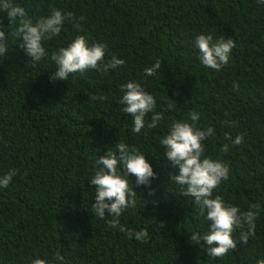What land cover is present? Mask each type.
Masks as SVG:
<instances>
[{"label": "trees", "instance_id": "1", "mask_svg": "<svg viewBox=\"0 0 264 264\" xmlns=\"http://www.w3.org/2000/svg\"><path fill=\"white\" fill-rule=\"evenodd\" d=\"M13 2L33 22L53 9L72 15L59 37L44 42L49 56L33 62L10 35L16 25L0 11L8 47L0 57V177L16 170L9 186L0 187V264H31L36 258L52 264H255L264 258V3ZM201 34L235 43L219 71L200 61L196 38ZM80 35L90 46L105 44V60L115 55L125 64L56 80L51 53ZM156 60L161 68L146 76L144 70ZM129 81L140 82L156 98L155 111L164 117L158 127L147 128L149 114L141 133L132 132V117L119 103L121 85ZM95 95L106 98L92 100ZM169 103L175 106L169 109ZM192 111L200 113L201 130H214L203 142L205 155L230 169L213 196L241 210L261 205L256 235L222 258L209 257L204 241H191L193 233L207 232L208 222L171 181L176 170L159 143L173 121H187ZM238 135L243 143L233 145ZM120 142L143 153L156 173L150 187L135 186V176L128 175L136 206L121 215L127 229L148 231L145 243L128 239L110 226L111 217L101 219L92 210L95 162ZM57 254L62 262L55 260Z\"/></svg>", "mask_w": 264, "mask_h": 264}, {"label": "clouds", "instance_id": "2", "mask_svg": "<svg viewBox=\"0 0 264 264\" xmlns=\"http://www.w3.org/2000/svg\"><path fill=\"white\" fill-rule=\"evenodd\" d=\"M264 3V0H259ZM0 11L6 12L9 25H16L10 33L13 41L19 40V47L23 48L33 62L49 56L44 46L45 41H50L61 35L64 22L71 17V13H63L59 9H53L47 17L33 20L27 15L26 10L13 2V0H0ZM83 19V17H81ZM18 21V23H17ZM196 45L200 52V61L205 67L219 71L227 65L230 53L235 47L231 38L213 41L211 34H201L196 38ZM105 44L95 43L91 46L83 35L77 36L66 47H60L50 55L51 61L56 65L53 74L56 80H67L70 74L87 70L107 72L125 64L123 59L112 55L105 60ZM8 52L7 37L0 30V57ZM161 68V61L146 68L145 75L153 76ZM51 78V77H50ZM52 79V78H51ZM123 95L119 103L124 105L122 111L132 117V132L141 133L145 128L146 118L151 114V122L147 128H156L163 120V112H156L157 100L154 95L148 93L138 81H129L121 85ZM106 97L95 95L92 100H103ZM175 105L168 104L172 109ZM200 113L192 111L187 121H173L168 133L159 143L165 148L164 156L170 166L176 170L171 181L179 185L180 194L192 198L199 208L200 215L208 222V230L205 233L195 232L191 235L192 242L200 244L211 258H222L230 251L237 249V244L246 245L250 237L256 235L257 218L260 214V204H252L247 210H241L238 206H232L225 202L220 195L213 196L214 190L220 187L223 181L230 176L229 167L219 160H213L205 155L204 141L214 134L212 127L201 130L198 126ZM226 138L228 135L226 134ZM243 143L242 136H236L232 140L233 145ZM228 145L223 146V151H228ZM97 168L91 179L95 186V203L92 210L101 219L111 217L110 226L118 227L125 233L128 239H135L140 243L147 242L149 233L146 229H127L121 224V215L129 207L136 206L137 192L130 185L128 175L135 176V186L150 187L156 178L151 164L143 153L137 148L124 142L116 145V151L109 150L105 156L96 160ZM123 169V170H122ZM16 175V170H10L0 177V187L7 188ZM161 222V227H163ZM238 232V237L234 233ZM56 261L62 262L64 257L57 254ZM31 264H52L51 261L42 258L33 259ZM255 264H264V258L257 259Z\"/></svg>", "mask_w": 264, "mask_h": 264}]
</instances>
